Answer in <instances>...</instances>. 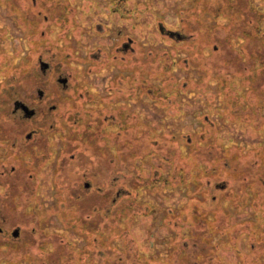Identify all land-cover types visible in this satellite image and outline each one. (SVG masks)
I'll return each instance as SVG.
<instances>
[{
    "label": "rangeland",
    "instance_id": "rangeland-1",
    "mask_svg": "<svg viewBox=\"0 0 264 264\" xmlns=\"http://www.w3.org/2000/svg\"><path fill=\"white\" fill-rule=\"evenodd\" d=\"M116 1L0 0V121H19L11 114L10 100L31 103L37 87L46 84L34 77L39 71L36 56L54 68L46 75L50 85L45 102L56 103L54 92L59 91L51 83L52 72L54 79L58 74L68 77L71 86L64 93L66 102L58 101L45 120L49 130L39 146L32 144V157L21 155L10 162L17 168L16 184L21 182L12 189L1 176L0 264H114L115 258L116 264L176 262L174 246L187 235L182 228L188 225L193 201L202 206L203 200L198 187L173 177L179 170L170 168L171 153L178 161L188 154V146L172 139L173 134L198 139L201 145L246 141L249 148L264 142V130L254 131L225 114L221 84L205 69L207 47L216 44L231 54L242 53V37H233L230 45L224 41L227 31L238 33L240 17H230L232 10L211 0H125L128 16L121 17V10L112 11ZM247 1L248 14L254 15L252 7L264 14V0ZM159 25L186 35V40L161 33ZM199 28L214 38L198 41ZM258 29L264 31V21ZM118 33L133 39L134 51L123 60L113 50L122 39ZM231 80L229 94L247 105L248 88L237 77ZM72 85L79 87L73 90ZM62 122L68 128L63 132ZM23 124H6L5 130L18 132ZM182 167L191 168L188 163ZM79 175L80 184L85 180L90 186L82 187L77 200L71 187L79 186ZM220 191L227 190L221 186ZM81 197L89 202L82 203ZM221 204V212L227 213V201ZM228 212L227 220L208 214L219 222L212 242L220 248L212 259L264 264V254L254 262L235 253L234 248L247 252L244 235L223 233L229 223L252 216L250 206ZM14 228L19 229L16 238L11 236Z\"/></svg>",
    "mask_w": 264,
    "mask_h": 264
},
{
    "label": "trees",
    "instance_id": "trees-1",
    "mask_svg": "<svg viewBox=\"0 0 264 264\" xmlns=\"http://www.w3.org/2000/svg\"><path fill=\"white\" fill-rule=\"evenodd\" d=\"M212 1L213 5L218 8L222 7L223 9V5H225L226 9L232 10L230 17H240L238 19H240L241 29L239 28L238 33L235 32L236 34L227 31L224 34V41L230 45L233 37H242L243 48H240L242 53L236 51L238 55H235L216 44L215 47H207L209 51L207 60L209 62L205 69L207 71L210 68L212 71L211 76L217 78L221 84L219 87L221 91H224V101L226 103L225 114L233 118L234 121L237 120L240 124L251 126L254 131H262L264 130V31L258 29V23L264 21V14L258 12L255 7H252L254 15L248 14L251 5L248 4L247 0L246 3L245 0H235L232 3H228L227 0ZM237 5H239V8ZM247 6L249 8L245 10ZM206 10L208 11V9ZM218 12L221 13L216 11V14ZM203 29L199 28L196 32L198 41H202V38H205V41L214 38L213 35H210V31L207 32ZM244 65H246L245 69ZM232 77L239 78L240 82L243 83L242 87L248 88L245 97L247 105L245 106L229 94ZM152 96L158 97L156 93H153ZM250 97H252V101L249 100ZM3 103L0 105L4 106ZM173 135L174 138L171 137L172 139L182 140L188 146L185 161H178L173 156L174 153H171L170 164L172 166L170 168L172 170V167L175 166L179 170L173 177L184 178L186 183L192 184V187H198L202 192L198 195L199 197L202 196L203 201L200 202L202 206H197L196 203L199 204L198 200L193 201L194 204L191 209L195 206L194 210L189 215L188 221L185 222L188 225L182 228V230L187 231V235H184V239L177 241L174 246L173 252H176V262L169 260L165 264H222L221 261L217 262L212 259V256L215 257V250L217 251L220 248L212 242L215 232L219 229V222L216 223L209 219L208 214L215 216V218L221 214V219L227 220L230 215V212H228L230 207L241 210L244 205L250 206L254 212L253 215L243 221L229 223L224 226L223 233L236 238L244 235L248 243L247 252L237 250L233 245L236 250L235 253L241 259L250 257L254 262L259 261L264 254V142L249 148L246 147V141L229 146L217 143L214 140V142H206V145H201L197 144L198 139L194 142L189 137ZM204 137L205 134L200 139ZM201 142H205V139ZM204 159L208 160L209 164ZM185 163L191 166L188 171H183L182 165ZM195 171L197 172L194 173ZM203 177L209 178V183L202 182ZM156 179L153 181L158 182ZM211 180L214 182H210ZM20 182L17 180V184ZM221 186H224L227 190L225 193L220 191ZM222 200L227 201V205L223 207V210L229 215L221 212ZM95 238L98 237L95 236ZM90 242L93 243V237H91ZM98 242L99 245L102 244L100 239H98ZM173 252L170 251L169 259L173 256ZM116 261L118 260L115 258L114 264H116ZM110 263L111 261H109ZM147 264H152L150 259Z\"/></svg>",
    "mask_w": 264,
    "mask_h": 264
},
{
    "label": "flooded vegetation",
    "instance_id": "flooded-vegetation-1",
    "mask_svg": "<svg viewBox=\"0 0 264 264\" xmlns=\"http://www.w3.org/2000/svg\"><path fill=\"white\" fill-rule=\"evenodd\" d=\"M114 3H115V5L113 4L114 9H112L113 12L115 11L118 13V11H117V9H118L119 11L121 10L119 13V15L121 17L128 16L127 15L128 14L127 9H126V12L124 15V9L126 8L125 4H124L125 0H117ZM117 3H119L121 5H117ZM111 7H112V5H111ZM119 8H121V9H119ZM61 12H64V14H65L64 9H62ZM64 14L62 16H64ZM45 18H46V16H45ZM35 23L38 26L39 22L36 19H35ZM158 30L163 34L168 35L169 37H177L181 40L183 39V37L184 38L186 37V35H180L178 32H174L171 30L170 31L164 30L160 25H159ZM120 31H123V29H121ZM118 36H121L122 39H120V41L118 43H116V45L114 46V48H113L114 55L115 56L119 55L122 60L124 59V57L126 58V56L129 58L127 53L128 52L132 53L134 51V48L132 46L133 39L128 35L122 36L120 33H118ZM38 43H40V42H38ZM32 54H34V53L31 52V55H30L31 59H32ZM36 57H37L38 65H39V71L37 73L33 72V74H35L34 77L37 79H41V80L45 79L46 84H40L37 87L36 95L34 96V94H32L33 97L31 96L33 98V100H32L33 102H31V103H30V101L20 100V99L10 100V102H11V114L13 116L17 115L16 117L18 118L19 121H17V122L16 121L15 122L7 121V123L0 121V150L3 149V153H0L1 154L0 159H2L3 162H5V165L3 166L2 165L3 163H1V160H0V183H2L1 182V176H3V183L7 182L8 187H10L12 189L15 188V186H17L16 180H15V177L17 175V168L15 167V165H10V162L12 160H15V158H17V157L20 158L21 155H31L34 147L36 146V145L33 146L32 144L35 142L36 143L38 142L37 145L39 146V144L42 143L43 138L41 135L46 134V132H45L46 129L49 130L45 120L47 119L48 116H50V114L52 112H54L55 109H57V107H58L57 102L58 101L63 102V103L66 102L65 99H67V98L65 97L64 93L67 92L69 89H71V86L68 82V77H61V75L58 74L59 76L57 75L58 77L57 78L55 77V79H54V75L56 74V71L52 72V74H50L51 83H54L55 88H58L59 91L54 92V96L56 98V100H55L56 103L49 104L50 102H45V99L47 100L46 94L49 95V92L47 90V85H50V81L48 82L46 75L48 73H50L53 66L49 62L44 61L40 55L36 56ZM41 62H46L48 64V66L45 67L43 70L41 69V66H40ZM55 70H57V69H55ZM63 79H66V80L64 81ZM78 87L79 86L75 87L74 85H72L73 90H77ZM11 90H12V88L7 89L8 92H10ZM15 102H17L19 104H24L29 109H33L34 113L31 114L30 116H26L24 111L22 110L21 106L19 104L15 105ZM60 102H59V105H60ZM93 120H96V117L95 118L93 117ZM80 121H81V118H78V120H76V123L79 125L82 124ZM9 123L16 124V125L18 123H21V124L24 123V124L20 125L21 129L19 128L20 130L18 129V132L14 131L12 133V131H10V130L8 132L5 130L6 126ZM50 126H52V125L50 124ZM93 126L95 128H97V121H95V123H93ZM18 127H19V125H18ZM61 130H62V132L64 130H68V128L66 127L64 122H62V124H61ZM78 134H81V133L75 131L74 135H78ZM2 157H6V158L4 159ZM31 157H32V155H31ZM71 157H74V155H71ZM63 166H61V171H62V174L64 175L66 172H64ZM78 177H79V181H78L79 186L76 185L77 187H71L74 191L73 192V194L75 195L74 199H77V200L79 199L80 190H82V187L83 188H89V186H90V182L85 181V180L81 182L82 185L80 184V178L82 177V174H81V177H80V175ZM4 185H5V183H4ZM62 187H61V189H62ZM71 188L69 187V189H71ZM87 192H89V191H87ZM85 198L87 199V201H85V199L83 197H81L79 201H81L82 203H88L89 202L88 197H85ZM92 198H93V195H92ZM79 206H80V204H78V207ZM83 207H84V204L80 207L79 210H82ZM74 210H76V209L74 208ZM76 217H77V215H76ZM83 226L88 228V225H83ZM14 229H18V228H14ZM12 231H11L12 237L16 238L19 236V229H18L17 235H13ZM1 232H3V228L0 226V233Z\"/></svg>",
    "mask_w": 264,
    "mask_h": 264
},
{
    "label": "water",
    "instance_id": "water-1",
    "mask_svg": "<svg viewBox=\"0 0 264 264\" xmlns=\"http://www.w3.org/2000/svg\"><path fill=\"white\" fill-rule=\"evenodd\" d=\"M40 66H41V69L43 70L45 67L48 66V64L46 62H41ZM63 80L65 81L66 79H63ZM17 104H19V103L15 102V105H17ZM19 105L21 106V108L24 111L26 116H30L31 114L34 113V110L33 109H29L26 105H24V104H19ZM12 234L13 235H17L18 234V229H14L12 231Z\"/></svg>",
    "mask_w": 264,
    "mask_h": 264
}]
</instances>
